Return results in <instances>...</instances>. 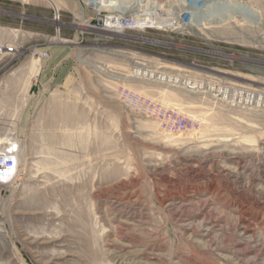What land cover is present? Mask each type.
I'll return each instance as SVG.
<instances>
[{"label": "rangeland", "instance_id": "374dc122", "mask_svg": "<svg viewBox=\"0 0 264 264\" xmlns=\"http://www.w3.org/2000/svg\"><path fill=\"white\" fill-rule=\"evenodd\" d=\"M225 1L251 11L112 36L85 30L78 0H0V44H18L0 61V134L21 145L0 264H264V0ZM139 56L206 89L123 78Z\"/></svg>", "mask_w": 264, "mask_h": 264}, {"label": "built area", "instance_id": "2783aa9c", "mask_svg": "<svg viewBox=\"0 0 264 264\" xmlns=\"http://www.w3.org/2000/svg\"><path fill=\"white\" fill-rule=\"evenodd\" d=\"M178 1L181 2V8L166 9L161 0H78V10L82 11V25L85 26V30L100 31L112 36L126 34L129 31H146L148 29L183 35L191 34L201 11L207 7L206 2L205 0ZM57 12L59 13V10ZM152 16L159 19L153 25L148 20V17ZM17 52L18 44L16 42L0 44V61L8 56L16 55ZM35 52L42 59L50 57V53L47 51L40 52L36 49ZM121 76L137 82L163 84L191 93H198L206 89L201 81L189 75L154 68L142 56H139V58L134 57L127 74H121ZM122 89L132 93L130 100H127L128 103L142 105L145 108L158 104L128 88L122 87ZM223 89L226 93H232L234 96L233 100H229L230 105L237 106L244 103V87H221L220 92H223ZM185 128L186 125L181 126V129ZM20 155L19 138L12 134L3 136L0 134V206L7 189L15 182L19 174Z\"/></svg>", "mask_w": 264, "mask_h": 264}, {"label": "bare ground", "instance_id": "6f19581e", "mask_svg": "<svg viewBox=\"0 0 264 264\" xmlns=\"http://www.w3.org/2000/svg\"><path fill=\"white\" fill-rule=\"evenodd\" d=\"M149 1V0H148ZM223 0L219 1L220 4L217 7L214 8H205L204 10L201 11V14L199 15V19L197 21V25H208V24H212L213 22L210 21H214L216 19H222L224 17H231L234 15V13L239 12V13H244V10H247L248 12H250L251 10L249 9H242V7L236 6L234 4L228 3V2H222ZM211 6V5H210ZM79 17L81 18V20L83 21V15H82V11L80 10L78 12ZM165 21H167V19L163 18ZM149 22L153 25L154 23H157L159 21V19H156L155 17H148ZM169 24V23H167ZM100 32V31H99Z\"/></svg>", "mask_w": 264, "mask_h": 264}, {"label": "crops", "instance_id": "0c3cea01", "mask_svg": "<svg viewBox=\"0 0 264 264\" xmlns=\"http://www.w3.org/2000/svg\"><path fill=\"white\" fill-rule=\"evenodd\" d=\"M56 3L58 4H64L65 0H54ZM65 61V59H64ZM63 60H56L51 58L49 61V65H48V69L49 71H54L55 73L57 72H65V70L68 68V62L66 60V62L62 63ZM62 70V71H61Z\"/></svg>", "mask_w": 264, "mask_h": 264}]
</instances>
